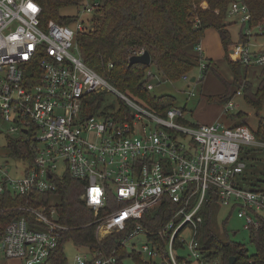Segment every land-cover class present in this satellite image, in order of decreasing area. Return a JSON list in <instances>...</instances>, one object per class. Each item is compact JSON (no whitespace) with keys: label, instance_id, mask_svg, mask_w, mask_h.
Instances as JSON below:
<instances>
[{"label":"built area","instance_id":"2783aa9c","mask_svg":"<svg viewBox=\"0 0 264 264\" xmlns=\"http://www.w3.org/2000/svg\"><path fill=\"white\" fill-rule=\"evenodd\" d=\"M91 1L81 7L73 24L55 20L43 24L36 0H0V122L21 132L35 154L33 165L26 162L21 174L0 160V195L8 190L29 198L13 207L21 216L0 230V264L11 259L19 260L17 264H46L59 240L75 228L59 221L54 201L24 195L57 189L53 175L64 172L87 181L81 199L94 217L84 227L96 225L99 242L117 236L133 264H138L130 255L134 253L142 255L143 264H222L220 258L208 261L201 249V210L216 197L237 211L244 228H261L264 189L245 183L242 153L244 146L264 141L257 140L247 125L189 124L181 120L184 111L174 107L157 114L87 65L78 37L94 29L83 16L94 14L103 2ZM228 13L239 15L241 24L252 18L242 0H233ZM245 29L251 39L264 33V24ZM250 43L239 40L231 56L246 67L264 65V49L253 51ZM196 46L202 51L200 43ZM145 51L130 50L128 61ZM205 67L203 59L202 74ZM183 78L189 79L186 74ZM147 87L152 89L153 84ZM98 93L116 96L114 109L84 111ZM120 102L129 114L117 115ZM235 107L230 100L224 109L231 113ZM14 171L20 172L18 167ZM166 198L177 210L158 229L145 225L147 213ZM138 236L144 237L140 250L138 241L132 243ZM86 248L87 253H75L73 264H121L119 249Z\"/></svg>","mask_w":264,"mask_h":264},{"label":"trees","instance_id":"16d2710c","mask_svg":"<svg viewBox=\"0 0 264 264\" xmlns=\"http://www.w3.org/2000/svg\"><path fill=\"white\" fill-rule=\"evenodd\" d=\"M36 1L42 7L40 19L43 24H47L50 20H55L60 24H73L78 19L77 16L63 15V9L84 6L80 0ZM102 1L100 10H97V12L101 11L98 30L81 33L78 37L79 48L82 50L86 64L114 83L122 92L134 97L144 107L155 113L166 114L168 109L173 108L175 99L170 95L160 98L152 97L146 87L147 79H144L146 71L150 66H155L162 79L175 81L191 71L192 68L200 66L203 57L200 54L189 52L188 47H194L199 43L208 28H214L221 36L222 45L226 49L225 58L229 62L235 79L233 82L226 81L221 77L215 63L211 59H204L206 63L204 75L212 71L226 84L222 94L209 95L207 99L225 106L236 95V91L242 89L248 104L258 108L259 112L262 111L264 106V69L263 77L255 88L245 76L242 61H233L229 56V48L234 44V41L225 20L233 0ZM242 1L247 4L252 18L250 23L241 24L239 40L249 42L251 39L245 33V27L246 25L254 26L259 22L264 24V0ZM191 17H197L198 20L190 22ZM143 48L151 54V65L129 64L130 50ZM109 64H112L113 67L111 68ZM234 88L235 90H233ZM91 98L84 106V111L89 110L90 114L103 107L106 110H113L116 105L112 102L105 107L109 102L105 93L93 94ZM119 106L118 116L124 115V113L129 114L123 102H120ZM228 114L231 119L236 117L239 125H248L246 124L247 112L241 111L236 115ZM181 120L187 122L183 118ZM262 122H260L259 130L254 132L256 139L260 141H264V122ZM10 147L13 149L15 158H23L29 166L33 165L35 154L28 141H23L22 138L17 142L11 141ZM53 180L57 184V189L53 191L24 194L36 195L34 200L38 198L45 203L49 202L53 196L58 195L59 200L56 202V206L59 211V221L75 227L67 231L59 240L58 247L46 264H68L63 253V244L67 240H73L78 246H90L93 251L102 248L107 252L119 249V259L123 264L122 261L128 258L129 253L126 247L119 245L117 236H110L99 242L95 236L96 225L84 227L94 217L93 210L88 208L81 199L87 181L73 178L67 172L60 175L54 174ZM21 195H13L8 190L0 195V230L7 222L21 216V213L13 208L29 199L27 196ZM215 200H217L216 197L209 198L201 210L203 224L198 237L201 249L206 253L205 258L211 262L222 257V264H230V258L235 256L234 264H264V220L261 228L250 230L251 241L256 251L251 254L246 245L232 241L228 233L226 235L219 234L212 216L211 204ZM110 204H112V198ZM177 208L176 204L166 198L161 207L147 213L142 222L158 229L170 219ZM207 209L208 211H206ZM77 226L80 227L76 228ZM130 255L135 257L138 264H143L141 254Z\"/></svg>","mask_w":264,"mask_h":264},{"label":"rangeland","instance_id":"374dc122","mask_svg":"<svg viewBox=\"0 0 264 264\" xmlns=\"http://www.w3.org/2000/svg\"><path fill=\"white\" fill-rule=\"evenodd\" d=\"M82 2V5H85L87 2H93L91 0H80ZM81 7L77 8L76 6L72 7H66L63 9L62 14L67 15H74L77 16L79 10ZM100 10V9H99ZM100 15L101 11L95 12L92 15L89 16H83V20L85 23L93 27V31L98 30V25L100 24ZM190 22L192 20H198L197 17L190 18ZM227 24L229 25V29H231L232 38L234 41L239 40L240 38V31H241V23H240V16H232L228 15L226 20ZM212 33H215L216 35V44L214 43V40L212 39L210 41V45L213 47V49L220 50V57L217 56L215 61L218 62V72L220 73L221 77H223L226 81L229 82L231 80V77L227 71V69L223 68L224 61L223 56L225 50L222 48V46L219 44V37L217 36V32L215 30H211ZM256 31V30H255ZM204 40L203 39V46H204ZM258 42L259 44H257ZM251 46L252 49L254 48H260L264 46V35H253L251 38ZM253 49V50H254ZM200 66L192 68L191 71L186 73L188 76V80L182 77L178 78L177 80H164L159 74V71L155 66H150L147 71H152V76L147 75V71L145 74L146 81V87L148 84L152 83L153 88L149 89V94L152 97H158L164 95H170L172 96L174 100L173 107L176 109H181L184 111V119L189 124L194 123H209L210 121H213V118H217L216 121H220L223 124L226 125V123L229 122L227 118L228 115L224 114L225 108L223 104H220L218 102H214L211 100H208L207 97L209 95H216L220 94L223 90L226 88L225 81L221 80L219 77H217L216 74L213 72H208V74L204 75L200 72L199 69ZM251 68V67H250ZM257 68L258 67H254ZM259 75V74H258ZM257 74H253L252 70H248L247 76L250 78L249 81L253 83L254 86L257 85L258 80L260 79ZM193 77L196 78L195 81H192ZM148 89V87H147ZM222 94V93H221ZM110 102H118V99L116 96L108 97ZM233 101L235 104H237V107H235L232 110V114L236 115L241 113V111H245L248 113L247 118V126L252 132H257L260 128V122H264V106L261 112H259V109L252 107L248 102L245 100L244 94L237 93L233 98ZM233 123L234 125H239V121L236 117H233ZM262 122V123H263ZM7 123H1L0 122V160L2 162H6L8 166L11 168L12 172L14 174H21L26 165H28L26 162L23 161V158H15L13 155V149L10 147V142L15 141L17 142L18 139L22 138L23 134L16 133L14 131L9 130V125H6ZM232 126V124H229ZM243 159L247 165V167L244 170V178H246V184L253 189H264V143L258 144V146H244L243 153H242ZM16 166H19L20 172H15L14 169ZM65 170V163H60V171ZM59 200V196H53V198L50 199V201H54L55 203ZM212 216L215 224V228L219 232L220 235H226L228 233V236L232 241H235L237 243H241L244 246L246 245L248 248V251L252 254L255 253L254 245L251 241V235L250 230L244 228V220L240 219L237 215V211L232 206H225L221 204L218 200H215L212 202ZM209 209V208H208ZM208 209L206 211H208ZM261 214L264 216V212H261ZM143 236L135 237L133 242H137V250L141 249ZM82 252L87 253L88 248L78 246L73 242L72 240H67L63 244V253L66 257V261L68 264L74 263L75 253L76 252ZM143 257L146 258L147 254H143ZM222 257H220L221 259ZM19 260L17 259H11L8 260V263L11 264H17ZM7 263V264H8ZM123 264H133L132 260L129 258H125L123 260ZM215 264V262H214Z\"/></svg>","mask_w":264,"mask_h":264},{"label":"crops","instance_id":"0c3cea01","mask_svg":"<svg viewBox=\"0 0 264 264\" xmlns=\"http://www.w3.org/2000/svg\"><path fill=\"white\" fill-rule=\"evenodd\" d=\"M241 26V25H240ZM211 30H215L214 28H208L207 29V31H206V33H205V36L201 39V41L199 42L200 43V45L202 46V51H198L197 50V46L195 45L194 47L192 46V47H188V51L189 52H191V53H196V54H200L202 57H203V59H205V60H208V59H211L214 63H215V65H216V68L218 67V62L217 61H215L214 59H216L217 58V56L218 57H220V50H217V49H213V47L210 45V41L213 39L214 40V43L216 44V35H215V33H212V31ZM231 30V29H230ZM216 32H217V36L219 37V44L222 46V48L225 50V52H224V56H223V63H224V65H223V68L225 69H227V71H228V73H229V75H230V77H231V80H229V82H233L234 81V79H235V77H234V75H233V72H232V70H231V68H230V65H229V62L226 60V58H225V56H226V49H225V47H224V45H222V41H221V36H220V34H219V32L217 31V30H215ZM203 39H205L204 40V46H203ZM240 39V38H239ZM234 41V40H233ZM239 42V40H237V41H234V44L233 45H231L230 46V48H229V56H230V58H231V60H233V61H238V60H236V58H233L232 56H231V54L233 53V51H234V48H235V44L236 43H238ZM250 42H251V40H250ZM257 44H259L258 42H256ZM254 49V48H253ZM259 49H264V46H262V47H260V48H255L253 51H258ZM258 67V69L257 68H254V67ZM251 67V68H250ZM250 67H246V66H243L242 68L244 69V71H245V76H247V72H248V70H252V73L255 75V74H259L258 76H259V80H258V83H257V85L259 84V82L261 81V79H262V72H263V69H264V65H254V66H250ZM217 70H218V68H217ZM209 72H212V71H209ZM208 74V73H207ZM247 79H249L250 80V78L247 76ZM256 85V86H257ZM256 86H254L255 88H256ZM233 90H235V88L233 89ZM225 90H223L222 92H220V94L221 93H223ZM242 92V89L241 90H237L236 91V94L237 93H241ZM243 93V92H242ZM231 100H233V99H231ZM222 109L224 110V114H226V115H228V116H230V114H228V112H226L225 111V109L222 107ZM232 115V114H231ZM216 119L217 118H213L212 120L213 121H210V122H215L216 121ZM228 120H229V122L228 123H226L227 125H229V124H232V126H234V123H233V119H231V118H227ZM218 120V119H217ZM210 122L209 123H207V124H210ZM220 122V121H219ZM16 167H18L19 168V166H16ZM19 170H20V168H19Z\"/></svg>","mask_w":264,"mask_h":264},{"label":"water","instance_id":"95a60500","mask_svg":"<svg viewBox=\"0 0 264 264\" xmlns=\"http://www.w3.org/2000/svg\"><path fill=\"white\" fill-rule=\"evenodd\" d=\"M135 63H140L143 65H151V54L148 50L144 52L143 55H134L130 58L129 64H135ZM196 78L193 77L192 81H195ZM236 261V257L233 256L230 258V264H234Z\"/></svg>","mask_w":264,"mask_h":264}]
</instances>
